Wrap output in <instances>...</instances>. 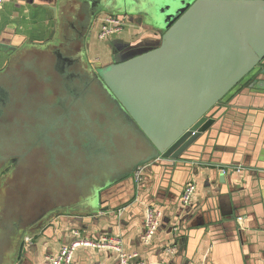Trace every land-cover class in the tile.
Listing matches in <instances>:
<instances>
[{
  "label": "water",
  "instance_id": "water-1",
  "mask_svg": "<svg viewBox=\"0 0 264 264\" xmlns=\"http://www.w3.org/2000/svg\"><path fill=\"white\" fill-rule=\"evenodd\" d=\"M94 1L127 6L85 0L60 21L56 44L18 51L0 74V172L14 169L4 213L22 230L30 215L21 203L35 202L32 216L34 206L42 211L34 227L80 196L93 195L97 207L109 210L105 203L129 191L147 166L189 169L222 107L264 75V0H145L157 44L139 42L103 66L78 54ZM57 2H49L56 18ZM121 121L148 143L147 157L130 172L124 170L132 147L122 143L128 137Z\"/></svg>",
  "mask_w": 264,
  "mask_h": 264
},
{
  "label": "crops",
  "instance_id": "crops-1",
  "mask_svg": "<svg viewBox=\"0 0 264 264\" xmlns=\"http://www.w3.org/2000/svg\"><path fill=\"white\" fill-rule=\"evenodd\" d=\"M50 1L5 0L0 11V69L14 52L44 50L58 38L62 15L70 2L78 0H58V18ZM107 16L111 15L103 13L95 23V35ZM125 16L124 30L109 44L112 54L114 43L136 45L159 38L149 31L148 22L137 15ZM95 38L92 41L98 42ZM222 108L189 169L150 165L143 169L139 184L133 181L124 195L105 203L109 210L68 209L54 214L24 236L14 264H51L49 258L73 242L77 232L89 239L121 238L134 262L264 264V75ZM190 183L196 185V194L190 206L182 207L181 195ZM148 206L162 212L150 243L144 239ZM118 260L119 254L111 250L79 248L73 264H118Z\"/></svg>",
  "mask_w": 264,
  "mask_h": 264
},
{
  "label": "rangeland",
  "instance_id": "rangeland-1",
  "mask_svg": "<svg viewBox=\"0 0 264 264\" xmlns=\"http://www.w3.org/2000/svg\"><path fill=\"white\" fill-rule=\"evenodd\" d=\"M145 1H141V5L144 6ZM69 5L73 6L75 5V2H70ZM114 6L116 7L115 12L112 11V15H117V14H124V10H123V2L119 1L117 3L114 4ZM91 12V10H90ZM144 22L147 23V19H145L144 17ZM165 26V25H163ZM124 30V28H123ZM123 30H121L120 32H122ZM119 32H117V35H113L112 37H108L104 40H100L98 39L97 41H92L91 42V49H90V58L91 61L93 59H95L96 57H98L100 59L99 64L101 65H106L109 64L111 61L110 56H112L111 51L109 50V44L110 42H112L111 40H115L114 36H118ZM95 34H93L94 40H96L95 38ZM108 39V41H107ZM4 60V59H3ZM93 62H97L96 60H93ZM56 100V98L54 99V101ZM121 125H123L125 127V131H126V135L128 137V141H122V143L127 144L128 146L131 145L132 149L128 148L127 153L130 154V156H132L131 159V165H129L124 171H131L134 166L143 161L147 155H148V150H147V141L146 139L139 133V131L136 129V127H133V129L127 127L125 125V123L123 121H121ZM123 138V137H122ZM85 160V158H84ZM86 161H88V159L86 158ZM44 161H40L36 166L38 168H40L43 165ZM8 165H10V163H8ZM7 167V166H5ZM4 166L1 168V172L4 170L5 168ZM124 168V167H123ZM123 168H121V172H123ZM31 169H24V171L30 172ZM13 171L14 169L12 168L11 171H9L6 176L8 178V187L10 186V179L13 176ZM0 172V174H1ZM2 176L4 175V173L1 174ZM43 183L46 184L47 180L45 178H43ZM28 196L29 193H27ZM93 195H90L89 198H84L83 196L79 197V200H77L76 202L72 203L69 205L70 208H68L69 210L72 211H78V210H84V209H88V212H95L99 209L98 206V202L95 198H92ZM6 198V197H5ZM5 198L3 199V197H0V264H14L15 260H16V254L19 250V247L22 243V240L24 238V236L26 234H28L30 232V230L32 228L35 227H31L32 224L34 223L33 217L37 216L39 214V216L41 215L42 211H37L36 206H34V209H36V213L32 216L31 214V208L34 205V201L32 203V206L29 207V204L26 203H21V205L23 206L22 208H20L21 210H24L25 212H28V214L30 215L28 220L24 222V226H23V230L19 227H17V220L15 218V216H7L4 212H6V210H8V208L6 209V205H5ZM93 202V203H91ZM93 205V207H92ZM62 206H58V208H54L52 210V213L55 214L57 212H62L64 209L61 208ZM51 212H49L46 216H44L43 214V219L36 222L35 226H38L39 223H45L46 222V218H49ZM53 216V215H52ZM19 223V222H18ZM30 224V225H29ZM42 224V225H43ZM41 225V226H42Z\"/></svg>",
  "mask_w": 264,
  "mask_h": 264
},
{
  "label": "built area",
  "instance_id": "built-area-1",
  "mask_svg": "<svg viewBox=\"0 0 264 264\" xmlns=\"http://www.w3.org/2000/svg\"><path fill=\"white\" fill-rule=\"evenodd\" d=\"M5 3V0H0V11ZM125 24L123 18L107 16L100 24L96 34L97 39L104 40L117 34L124 28ZM143 169H140L134 175L135 184L142 181ZM196 194V185L194 183L188 184L181 195L182 207H188L192 204ZM162 219V212L154 206H148L145 217V235L144 239L150 243L156 235ZM30 238H26L30 242ZM79 248H88L95 250H111L119 254L118 264H148L144 262H134L135 256L128 255L123 248V242L119 237L103 236L99 239H89L82 237L79 232L76 233V239L69 245L61 248L60 252L49 258L51 264H73L75 252Z\"/></svg>",
  "mask_w": 264,
  "mask_h": 264
},
{
  "label": "flooded vegetation",
  "instance_id": "flooded-vegetation-1",
  "mask_svg": "<svg viewBox=\"0 0 264 264\" xmlns=\"http://www.w3.org/2000/svg\"><path fill=\"white\" fill-rule=\"evenodd\" d=\"M85 0H78V2H75V5L71 6L68 5L66 11L64 12V14L61 17V20L64 22L67 21V19H69L70 16H72V14L76 11L74 8H79L78 6L81 5L82 2H84ZM141 1H145V0H127V6L123 5V10H124V14H117V15H112V12H106L107 10H112L113 12H115L116 7L114 5H110L107 6L106 3L104 1H100L101 3H98L97 1H94V3L92 4L91 7V13H92V27H91V31H89L88 35L86 36L85 41L83 42V45L80 44V52L78 53L82 58H84V60L86 58L90 59V49H91V42L94 39L93 34L95 32L94 30V26L95 23L98 21V19L101 17V15L103 13H107L113 17H119V15L121 17H123V21L124 24L126 22V16H138L141 19H144V17L147 19L148 24H151L149 17L146 16V13H152V10L149 11H144L143 10V5H141ZM139 21V19H138ZM146 30V29H145ZM148 31V30H146ZM145 32V31H144ZM155 33V32H154ZM158 37H160V35H156ZM157 39H144L143 41H141V47L142 48H154V46L157 44L156 41ZM51 44H56V40L54 41V39L52 40V42H50ZM113 48V54L111 56V63H115L117 60H120L121 58H125L126 56H128L130 53H132V51H134V49H130V47L132 45H123V44H118V43H114L112 45ZM14 57H18L19 56V52L16 51L14 52ZM74 55V54H73ZM108 65V64H107ZM103 66V65H101ZM6 71V67L3 69H0V74L5 73ZM256 79V78H255ZM255 79H251L245 86L243 87H248L253 85V83L255 82ZM12 166H7L4 168V170L1 172L4 173V175L2 176L0 174V197H3V199L6 197V193H7V185H8V178L6 176V174L11 171ZM1 210V209H0ZM57 214V213H55ZM54 215L52 212L49 216V218ZM48 218V219H49ZM48 219H46V222L48 221ZM35 228H32L30 230V232L28 234H32L34 233L39 227L38 226H34ZM22 244V243H21Z\"/></svg>",
  "mask_w": 264,
  "mask_h": 264
}]
</instances>
